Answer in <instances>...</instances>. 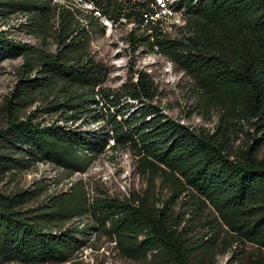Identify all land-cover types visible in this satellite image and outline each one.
Wrapping results in <instances>:
<instances>
[{"label": "trees", "instance_id": "trees-1", "mask_svg": "<svg viewBox=\"0 0 264 264\" xmlns=\"http://www.w3.org/2000/svg\"><path fill=\"white\" fill-rule=\"evenodd\" d=\"M92 1L115 24L135 23L123 38L131 53H157L182 73L186 117L216 120L194 127L170 115L145 67L117 90L104 85L109 68L90 45L105 27L92 13L0 0V65L22 58L1 107L0 178L39 163L85 173L112 139L142 182L125 195L98 184L91 199L82 180L0 190V264H86L93 236L144 264H242L248 244L264 250V0H179L185 24L171 31L149 22L147 1Z\"/></svg>", "mask_w": 264, "mask_h": 264}, {"label": "rangeland", "instance_id": "rangeland-1", "mask_svg": "<svg viewBox=\"0 0 264 264\" xmlns=\"http://www.w3.org/2000/svg\"><path fill=\"white\" fill-rule=\"evenodd\" d=\"M16 21L17 19L10 20V24H16ZM3 28H6V26H3ZM127 29L128 27L118 25L112 27L109 36H107L106 28L103 31L97 29L92 34L91 40L94 43L90 45V50L96 58L102 60L109 68L104 85L117 90L121 87V84L126 82L131 69L145 67L154 74L158 90L161 92L156 101L161 103L166 112L180 120H185L191 126L204 125L211 128L216 116L211 122L205 121L196 113H193L190 117L185 116L191 104L186 88V79H182V73L175 69L173 63L171 67L168 65L167 58L153 52L136 51L131 53L128 49L124 51L125 55L122 59L112 57L111 53L114 52V49L118 46L121 47L120 42L123 41ZM18 37L30 40L33 44L39 43L35 38L25 34ZM51 48H54V45ZM21 63L22 58L18 57L5 60L0 65V122L2 120V103L15 84L17 69ZM167 68L169 71H167ZM261 153L264 154V145ZM134 164L135 157L129 150L108 149L93 161L85 173L76 172L67 177L61 169L48 163H39L26 172L16 173L12 177L0 178V190H11L17 187L31 188L36 182L44 181L50 184H48V190L52 192L62 188L67 190L73 183L82 180L85 183L89 199L95 196L96 185L98 184L110 194L125 195L130 188L142 185L139 176L134 173ZM40 199L41 197L38 200ZM90 242L91 244L83 249L81 255L86 264H144L141 261H134L121 256L115 250L114 243L107 241L104 236H93ZM257 257H262L264 261V250L258 251L254 245L248 244L247 253L241 263L253 264L254 259ZM216 262L217 264H232L229 263L227 255H218Z\"/></svg>", "mask_w": 264, "mask_h": 264}, {"label": "bare ground", "instance_id": "bare-ground-1", "mask_svg": "<svg viewBox=\"0 0 264 264\" xmlns=\"http://www.w3.org/2000/svg\"><path fill=\"white\" fill-rule=\"evenodd\" d=\"M54 1L57 2L59 4V6H61L62 8L68 9L70 11L83 10L85 12L92 13V16L94 15L95 17H97L99 22L101 24H103L104 27L106 28L107 36L110 35L112 29H107V22L104 20L103 17L99 16V14H97L96 11H94V10H97L98 8L96 7V5L94 4V2L92 0H54ZM178 1L179 0H167V13L163 16L162 20H160L162 27H164L163 28L164 31H165V29L168 31L175 30L176 27H180V26H183L185 24V19H184V14H183L184 7H178V9H176L175 5H174ZM151 15H156V8H154V10L152 12H149V14L145 15V17L149 20V22L153 23V17H151ZM147 19H146V21H147ZM82 21H84V20H82ZM121 23H122V25H121ZM123 24H126V19L120 18L119 22L117 24H115V27L120 25L122 27H128V29H130L134 26L135 23L133 24L130 22L126 26H123ZM149 27H150L149 25H147V26L142 25L141 29H147V32H151L152 28H149ZM162 27H161V29H162ZM19 39H21L23 41H30V40H26V39L20 38V37H19ZM92 43H94V42H92ZM120 43H121L120 44L121 47L118 46L116 49H114V52L111 53L112 57L115 59H122L125 55L124 51L127 49H128V51L130 50L127 42L124 39ZM167 61H168V65H170V67H171L172 62L169 60H167ZM170 67H168V68H170ZM168 68H167V71H169ZM181 122L186 123L185 120H183V119L181 120ZM93 126L95 128H97L96 124H93ZM112 144H113V140L111 139L109 141L108 145L106 146V148L111 149Z\"/></svg>", "mask_w": 264, "mask_h": 264}, {"label": "built area", "instance_id": "built-area-1", "mask_svg": "<svg viewBox=\"0 0 264 264\" xmlns=\"http://www.w3.org/2000/svg\"><path fill=\"white\" fill-rule=\"evenodd\" d=\"M147 1L151 8H156V15H151L153 17V25L156 23L159 24V21L162 20L163 16L167 13V0H142ZM96 11L99 16L103 17L104 20L107 22V29H112V27H115V22L111 20L110 18L106 17L105 15H102L100 10H94ZM123 16H121V19ZM151 28V27H149Z\"/></svg>", "mask_w": 264, "mask_h": 264}]
</instances>
